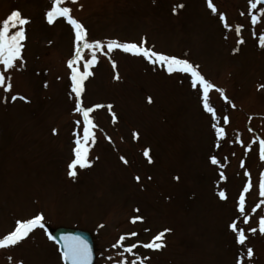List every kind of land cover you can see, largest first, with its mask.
Instances as JSON below:
<instances>
[{
    "label": "rangeland",
    "instance_id": "1",
    "mask_svg": "<svg viewBox=\"0 0 264 264\" xmlns=\"http://www.w3.org/2000/svg\"><path fill=\"white\" fill-rule=\"evenodd\" d=\"M51 3L0 0V21L13 10L29 19L22 60L3 73L5 85L11 78V89L0 87V238L18 220L44 217L43 228L37 226L16 245L0 248V264H63L57 244L48 238L57 226L90 232L95 264H118L123 247L132 244L137 247L123 258L139 256L144 264H237L241 258L242 264H264V234L258 228L264 205L251 211L264 200L259 196L264 172L259 158L264 47L259 37L264 20L250 22L253 13L261 16L264 5L250 12L249 0H212L213 13L208 0H64L62 6L84 26L89 42L136 43L186 59L223 90V95L216 88L209 92L214 120L203 108L199 87H191L190 74H169L160 64L119 48L105 55V46L97 52L80 97L85 108L104 106L90 113L97 125L90 163L77 166L71 177L75 139L83 134L68 67L75 32L64 17L47 22ZM177 4L183 7L174 13ZM221 13L230 28L224 27ZM237 25L243 26L239 34ZM84 56L89 58L88 50ZM79 67L82 71L83 62ZM12 95L18 98L13 101ZM214 124L225 129L224 137L215 135ZM145 148L151 163L143 155ZM212 156L217 164L211 163ZM249 177V222L244 224L236 205ZM222 190L227 199L219 197ZM137 216L142 219L133 222ZM233 220L245 230L243 246L228 227ZM165 229L162 247L142 246ZM133 232L137 235H129ZM121 235L123 247H113Z\"/></svg>",
    "mask_w": 264,
    "mask_h": 264
},
{
    "label": "snow or ice",
    "instance_id": "2",
    "mask_svg": "<svg viewBox=\"0 0 264 264\" xmlns=\"http://www.w3.org/2000/svg\"><path fill=\"white\" fill-rule=\"evenodd\" d=\"M264 2V0H249V11L257 9V6ZM64 0H52L51 8L46 12V20L49 24H52L58 17L66 18L67 22L72 25L75 32V51L72 59L68 61V67L71 70L70 80H71V92L75 95V111L82 114L83 118V134L77 135L75 139V147L73 149L74 159L68 165V175L74 177L76 175V168L79 166L80 168H84L89 165L88 153L90 142L95 141V132L93 131L97 125L93 123L92 118L90 117V113L94 111L95 108L104 107L103 105H94L89 108H85L82 106V102L80 100L81 94L84 91V82L87 80L89 76L92 75L90 69L97 63L98 57L97 52H103L104 47H107L108 55L115 48L122 49L126 53H132L134 55L143 56L152 64H160L161 66L166 68V71L171 74L173 72H181L190 74L191 79V87L197 88L202 92V104L203 108L212 114V118L216 119V113L214 108L209 103V92L210 90L216 88L214 84L209 82L205 77L197 70V67L191 64L186 59H181L176 56H169L162 53H157L152 51L149 48L138 46L136 43H119L115 40H110L106 43V45L97 40L89 42L86 39L87 32L84 26L74 19L71 15V9L66 6H62ZM183 4H177L173 7V12L175 13L179 8H182ZM208 7L212 10L213 13H216V8L212 3V0H208ZM261 16L258 17L256 14H252L250 16V22L252 25H256L257 23L264 20V7L260 9ZM243 15V13H242ZM221 22L225 28H230L231 26L227 23L225 16L223 13L219 15ZM29 23V19L23 17L18 10H13L6 19L0 21V66H2L3 71H0V87H3L5 92L10 91L11 83L10 77L8 78L9 82L5 85V75L4 72L13 69L17 66V62L22 60V49L24 48V44L22 43L26 39V33L24 26ZM242 25H237L235 31L239 34ZM14 29V31H13ZM241 43L243 41H240ZM259 44L261 47H264V34H261L259 37ZM84 50H88V57L85 59ZM83 62V70L81 71L79 65ZM113 67H115V62L113 61ZM116 78H119L118 76ZM47 85L45 84V87ZM218 92L223 95V90L216 88ZM17 95H12L11 99L15 101L17 99ZM19 99L26 100L25 97L20 96ZM227 99V97H225ZM148 102H152V98H147ZM109 111H111V105L107 106ZM116 120L115 114H113V121ZM224 123H228V118H223ZM77 125H80V121L78 120ZM215 129V135L217 137L225 136V129L223 127H219L217 125H213ZM56 133V129H53V134ZM134 139H138V133H132ZM251 145H249V148ZM143 155L148 159V162L151 163L150 149L145 148L143 150ZM259 158L264 160V139L259 140ZM120 159L127 163L125 157L121 156ZM212 164H217V158L215 156L210 157ZM243 166V162H241ZM245 176H249V173L245 171ZM137 181L139 177H136ZM178 180L179 177H176ZM220 179H225L223 173L220 175ZM252 187L251 178L247 183H245L243 191L240 193L238 202H237V211L240 217H243V223L247 224L249 222V216L246 214L245 209V193L249 191ZM221 199H227L225 191H220L218 193ZM259 196L264 197V172H261L259 177ZM264 205V200H261L256 204L254 208H252V212H256L258 208ZM138 211V209H136ZM44 217L42 214L35 215L34 217L24 220V221H16V226L13 231L8 233L7 235L0 238V248H4L10 245H16L19 241H21L24 237L28 236V234L35 229L37 226L40 228L44 227L42 223ZM142 219L141 217H133L132 221ZM228 227L236 233V242L243 246L246 241L245 230L243 228H239L237 226V221L233 220ZM259 232L264 234V215H260L258 222ZM169 231V229L163 230V232L157 234L153 237V240L148 243H144L142 246L148 249H159L162 247V237L165 232ZM249 231L255 233L257 231L256 228H250ZM131 236H136L137 233H130ZM49 239H55L51 234L48 236ZM63 241V259L68 262V264H91V256L92 250L89 247L86 240L79 236H71L65 235L60 238ZM125 240V236L121 235L119 240L113 247H123L122 242ZM139 243V242H138ZM137 247V244H132L128 247H123V251L120 253L121 259L118 261V264H137V260H140V264H144V260H142L139 256L135 259L127 260L124 257L125 253H133V249ZM246 256L251 258L253 256V250L248 247L246 249ZM144 259H147L146 257ZM237 264H242V258L237 260Z\"/></svg>",
    "mask_w": 264,
    "mask_h": 264
},
{
    "label": "water",
    "instance_id": "3",
    "mask_svg": "<svg viewBox=\"0 0 264 264\" xmlns=\"http://www.w3.org/2000/svg\"><path fill=\"white\" fill-rule=\"evenodd\" d=\"M261 4L264 5V2H262ZM50 234L53 237H55L54 241L56 242L58 246V249L60 252V258L64 264H68V262L64 261L63 259V241L60 238L65 235L79 236V237H82L84 240H86L89 247L92 250L91 264H94L95 251H94L93 239H92L90 232L84 229H80V228L57 226V227L51 228Z\"/></svg>",
    "mask_w": 264,
    "mask_h": 264
}]
</instances>
